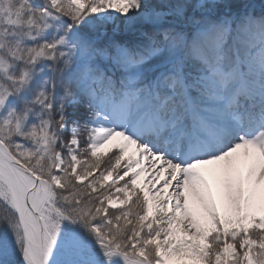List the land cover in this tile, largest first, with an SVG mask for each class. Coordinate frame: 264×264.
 Instances as JSON below:
<instances>
[{"label":"snow or ice","instance_id":"6c2138e0","mask_svg":"<svg viewBox=\"0 0 264 264\" xmlns=\"http://www.w3.org/2000/svg\"><path fill=\"white\" fill-rule=\"evenodd\" d=\"M0 264H264V0H0Z\"/></svg>","mask_w":264,"mask_h":264}]
</instances>
